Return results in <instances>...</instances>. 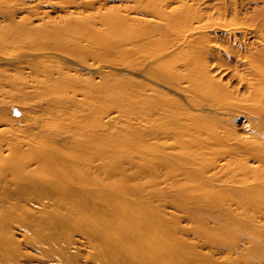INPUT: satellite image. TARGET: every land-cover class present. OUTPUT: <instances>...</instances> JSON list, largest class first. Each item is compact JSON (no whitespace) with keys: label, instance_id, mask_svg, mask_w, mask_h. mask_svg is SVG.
I'll return each mask as SVG.
<instances>
[{"label":"rangeland","instance_id":"obj_1","mask_svg":"<svg viewBox=\"0 0 264 264\" xmlns=\"http://www.w3.org/2000/svg\"><path fill=\"white\" fill-rule=\"evenodd\" d=\"M243 1L249 12L264 6L259 0ZM123 3L125 0H100L87 8H75L64 0H0V238L8 249L0 264H100L97 243L80 229L58 232L60 252L43 251L32 244L30 225L53 213L55 205L45 197H53L59 185L50 169L43 171L44 161H51L53 171H64L70 192L78 188L73 180L77 169L87 193L102 189L117 195L118 200L148 201L173 240L164 243V248L176 251L171 264H264V209L211 206L200 201V194L174 188L173 177L183 181L177 164L155 169L153 161H168L166 152L178 149L165 144L157 146L161 152L155 153V148L130 145L124 116L115 108L124 101L112 103L111 94L100 86L111 82L113 75L133 78L176 98L193 114L223 120L234 116L231 122L237 134L245 137L244 129L251 130L241 125L244 120L238 110L226 114L195 110L185 98L152 84L144 74L126 72L123 66L104 62L107 60L97 61L94 68L82 65L86 50L108 43L110 34L97 23L100 7L101 12H122ZM86 21L96 28L94 41L82 35ZM230 76L218 78L225 83ZM88 78L98 83L94 91L86 88ZM91 108L94 114H89ZM109 120L117 121L108 125ZM229 148L231 143L214 146L204 155L205 161H233L218 177L227 181L223 176L242 164L227 156ZM247 166L258 171L253 161ZM224 180L217 179L210 189L233 193L238 188L232 183L231 188L225 186ZM196 184L203 181L197 179L192 185Z\"/></svg>","mask_w":264,"mask_h":264},{"label":"bare ground","instance_id":"obj_2","mask_svg":"<svg viewBox=\"0 0 264 264\" xmlns=\"http://www.w3.org/2000/svg\"><path fill=\"white\" fill-rule=\"evenodd\" d=\"M64 3L87 8L100 0H64ZM245 6L243 0H125L122 12L115 9L101 12L103 7H100L97 23L110 34L108 43L86 50L82 61L85 68H94L97 61L107 60L104 62L123 66L125 71L144 74L152 84L167 87L185 98L195 110L220 114L238 110L244 120L241 125L251 130L247 133L244 129L245 137L237 134L231 122L234 116L223 120L193 114L176 98L133 78L113 75L111 82L100 86L111 94L112 103L124 101L115 108L120 112L118 115L124 116L130 145L155 148L152 150L155 153L161 152L157 146L165 144L178 149V152H166L168 161H153L157 165L155 169L161 165L173 168V162L177 164L183 181L173 177L174 188L200 194V201L211 206L236 205L241 211L264 209V122H257L264 120V6L253 8L252 12ZM84 28L82 35L94 41V25L86 21ZM229 74L225 83L218 78ZM85 82L88 91L97 88L94 79ZM89 114H94V108L89 109ZM116 121L109 120L107 124ZM226 143L232 147L227 156L242 163L223 176L228 181L218 177L233 161H205L204 157L214 146L226 147ZM157 158L161 159L160 154ZM249 161L257 163L258 171L247 166ZM49 169L59 180L53 197H45L55 209L47 219L30 225L35 247L60 252L58 232L80 229L97 243L96 258L100 264L175 261L176 251L164 248L165 242L173 241L168 228L155 216L148 201L143 199V205L118 200L117 195L102 189L87 193L82 189L85 181L77 169L73 171V180L78 188L70 192L65 187L64 171H53L51 161H44L43 171ZM236 175L241 178L237 179ZM197 179L203 184L192 185ZM217 179L224 180L229 188L231 183L238 188L233 193L211 190ZM6 251L5 239L0 238L1 262Z\"/></svg>","mask_w":264,"mask_h":264}]
</instances>
